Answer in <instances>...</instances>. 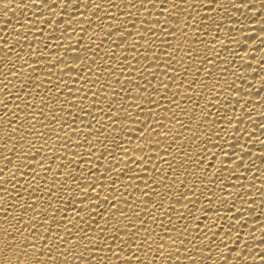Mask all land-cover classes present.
Here are the masks:
<instances>
[{
    "label": "bare ground",
    "instance_id": "obj_1",
    "mask_svg": "<svg viewBox=\"0 0 264 264\" xmlns=\"http://www.w3.org/2000/svg\"><path fill=\"white\" fill-rule=\"evenodd\" d=\"M172 2L173 0H155V8L152 4H147V9L152 12L150 17L148 11L140 8V0H131V3L137 5L136 8L131 7L129 0H72V3L66 5V11L63 0H0V101H12L7 108L4 103H0V169H4L0 174L3 177L0 179V239L3 238V230L10 223L16 222L5 218V207L11 205V215L18 219L24 214L28 204L43 207L49 198L55 208L73 218V223L87 228L90 236L110 235L108 232H99L97 221L100 227L107 226L114 230L113 226L118 221L123 227L126 217L114 219L116 209L104 219L100 218V213L109 207L103 199L100 207L92 212L90 227L85 223L89 220L87 212L77 215L84 205L79 203L78 198L74 199L78 189L72 177L79 176L83 171L85 175L82 179L86 180L87 170L94 169L98 174L92 176L91 180H101L107 186H111L112 181L120 176L115 188L98 187L97 191L108 195L110 202L112 195L116 194L118 208L134 220V214L138 213L140 218L146 220L144 227L151 226L160 235H164V227H169L168 235L176 237L178 232L171 230V227L183 231L187 224L185 245L189 249H201L196 253L197 264H241L238 257L245 249L247 255L243 264H264V0H244L243 5L241 0H189L187 4L174 0L183 11L172 8ZM233 3L240 8L239 11L232 6ZM113 4L118 7H113ZM49 6H52L51 10ZM112 16L116 19L113 20ZM165 18L168 21L167 27L177 28L175 35L167 36V41L162 31ZM49 20L52 21L51 24L48 23ZM177 20L181 21L179 27ZM185 23L189 25L187 37L180 32ZM118 27H122V34L115 32ZM145 27L149 31L146 32ZM110 31L113 35L108 37L107 33ZM122 40L126 42L121 43ZM12 46H16L15 51H8ZM189 47L194 50L192 59L186 56ZM166 51L175 57L168 68L163 63L169 60ZM77 56L83 58L81 63L76 62ZM157 56L160 57L159 60ZM59 59H63L71 71L64 64L57 66L56 61ZM25 61L28 63L25 64ZM186 67L191 68L187 75L184 74ZM176 68L179 69V75L174 70ZM9 69L17 73L22 71L23 75H12ZM98 76L101 78L96 82ZM153 76L157 79L153 80ZM144 78L152 81L148 92L136 87L137 84L143 85L146 82ZM192 81L196 83L192 84ZM160 82L167 83L168 88L160 87ZM193 87L195 91L191 90ZM153 88H159L161 94L156 95ZM103 89L107 90L106 99ZM97 91L100 95L94 96L93 93ZM9 92L12 95H8ZM29 92L31 96L28 95ZM165 92L169 97L179 100V108L175 104L168 108L170 101L164 99ZM17 93L23 99H15ZM85 94L87 99L81 100ZM149 94L159 103L149 104ZM41 96L45 97L43 102L40 100ZM32 97L36 99L33 101ZM138 97L142 98L135 99ZM65 100L71 103H65ZM209 100L212 103H207ZM25 101H31L34 107H27ZM137 102L145 111L140 112L135 107ZM46 103L49 104L48 107H45ZM81 103L85 107V113L74 106ZM109 104L115 105L120 120L117 121L115 116L110 120L105 112L100 111L101 108L106 111ZM61 106L64 108L63 112L60 111ZM125 108L127 112L124 111ZM40 109L44 110L43 116L40 115ZM88 111L92 115H87ZM202 111H205V115H201ZM13 112L17 116H13ZM137 113L140 122L147 121L150 116L163 122L166 126L163 130L159 125L153 124L157 131L183 133V137L178 136L176 145L171 147V155L164 156V141H171L172 136L157 138L156 132L150 129L141 134L138 129L143 123H133ZM53 114L57 116V120H52ZM129 114L131 119H126ZM73 115L77 117L75 122ZM171 117L183 121L184 126L176 123L175 119L169 123L168 118ZM205 118L207 123L203 122ZM10 119L15 121L12 125L8 124ZM21 123L24 127L15 134L16 139L8 144V148H4V141L11 135L7 129L15 128ZM42 124L47 127H42ZM32 125L35 127L32 128V134L28 135V129ZM189 125L193 126V131L187 130ZM62 126V139L57 140L55 133ZM236 128L241 131L236 133ZM97 129L104 131L105 135H99ZM205 130L212 141L219 142L216 146L209 141L207 153L203 149ZM37 132H45L47 135L41 138ZM125 132L131 143L119 140ZM148 132H151L154 147L149 149L145 145V152L152 156V160H145L138 167L139 161L133 163V159L139 152L134 154L131 149L137 143V136ZM86 136L91 139L94 155L90 159L93 163L86 164L77 157L76 162L61 176L59 173L63 169L57 165L65 163L62 159L65 153L68 159L73 158V152H79L81 156L87 154L89 145L84 144ZM114 139L129 149L127 155L113 145ZM45 140L49 145H55L58 151L49 148L38 154L35 160L32 159L27 154L29 142L34 141L38 149ZM66 141L71 147L61 149L60 145ZM181 142L191 159L184 157L183 152L178 150ZM13 148H18L24 155L17 159L13 155ZM220 148L228 155L221 153ZM113 149L120 163L117 170L105 179L100 173L107 175L108 166L117 164V159L107 155ZM157 150L163 159L157 157ZM101 153L105 155L101 157ZM5 155L12 159V164H8ZM53 159L55 163H52ZM39 160L51 164L52 172L41 168L37 162ZM165 160L172 163L171 169ZM197 160L200 162L197 163ZM241 163L243 167H238ZM133 169L139 175L135 179H129ZM165 175L167 178L162 179ZM45 176L47 185L44 182ZM53 181H56L55 191L58 195L49 197L46 190L43 195L41 192L33 195L37 185L46 189L53 185ZM64 181H67V186L60 188L59 185ZM173 182V188L165 187ZM145 184L151 187H145ZM192 189L197 190L195 196L192 195ZM142 192L149 194L141 196ZM182 193L186 194V198ZM92 194L94 196L95 192ZM61 196L62 200L59 199ZM69 201L73 203L69 204ZM180 214L187 215V220L181 219ZM34 215L33 211L28 210L24 218L28 220ZM153 216L156 217L155 220ZM40 219L43 216L37 217V220ZM136 223L140 227L139 220ZM205 225L214 227L209 231ZM68 227L72 228V224H68ZM229 228L232 229L231 235L226 236ZM58 231L63 232V228ZM205 232L208 233L207 237H204ZM213 232L218 234L213 236ZM75 234L76 230L73 229V235ZM83 235L81 232L80 236ZM145 235L147 233L141 231V238ZM237 236L241 238L238 248ZM155 239L159 240V236ZM189 240L192 241L191 244L188 243ZM149 243L155 247L153 241ZM208 245L212 248L210 258L206 247ZM176 247L181 248L180 259L173 256L171 261H167L165 256L153 261L155 253L150 252L144 257L145 264H190L183 257V245L178 244ZM234 248L236 251H233ZM169 251L172 249H165L166 253ZM55 255L56 260L49 261L48 264H59L63 260L59 253ZM93 255L97 259L92 264H99L100 258L104 259L105 264H120L115 257L105 256L104 252L97 251ZM9 256L11 254H4L0 247V264H6ZM229 256L232 259H228ZM85 258H88L87 253ZM12 259L15 257L12 256ZM68 264L82 262L78 257L69 255ZM134 264L138 262L134 261Z\"/></svg>",
    "mask_w": 264,
    "mask_h": 264
},
{
    "label": "snow or ice",
    "instance_id": "obj_2",
    "mask_svg": "<svg viewBox=\"0 0 264 264\" xmlns=\"http://www.w3.org/2000/svg\"><path fill=\"white\" fill-rule=\"evenodd\" d=\"M64 2V11H66V5L72 3V0H63ZM189 2V0H181V4H187ZM244 0H241V5H243ZM129 3L131 4L132 8H136L137 5L135 3H131V0H129ZM147 4H152V7L155 8L156 7V3L155 0H140V8L144 9L145 11L149 12V16L151 17L152 12L150 10L147 9ZM232 6L234 8H236L237 11L240 10V8L236 5V4H232ZM52 6H49L50 10H51ZM56 7H60V5H56ZM79 7V5H77V8ZM96 7H100V5H96ZM113 7H118V5L113 4ZM171 7L174 9H179L180 11H183L184 9L181 8L180 5H178L177 3L173 2L171 3ZM221 7H223L221 5ZM252 7L254 8L255 5L253 4ZM140 9L138 8L137 11H139ZM130 14V13H129ZM190 15V13H189ZM113 20L116 19L115 16L111 17ZM205 19H207V17H205ZM49 24L52 23L51 20L48 21ZM124 23H127V21H125ZM157 23H159V20H157ZM181 21L177 20L176 24L177 27H179ZM168 21L167 18H165V26L162 28V31L165 34V40L167 41V36L168 35H175L177 28H169L167 27ZM133 27H135V24L133 23ZM189 27V25L187 23H185L184 28L180 29V32L182 35H184L185 37H187V28ZM145 31H149V29L147 27H145ZM262 31H264V29H262ZM115 32L117 34H122L123 29L122 27H118L115 28ZM108 37H111L113 35V32H108L107 33ZM129 35H131V33H129ZM126 41L122 40L121 43H125ZM198 42H202V41H198ZM17 44L19 45V41H17ZM120 44L117 45V47H119ZM133 47H135V45H133ZM16 46H12L8 49V51H15ZM93 51H95V49H92ZM166 55L169 56V60L164 61V65L165 68H168L171 65V62L173 59H175V57L172 55L171 52L166 51L165 53ZM194 55V50L189 47L186 56L188 59H192ZM82 57L77 56L75 57V60L77 63H81L82 62ZM160 57L157 56V60H159ZM95 59H93V63H95ZM211 62V61H209ZM28 62L25 61V64H27ZM60 64H64L65 68H69V71H71V68L69 65H67L65 63V61L63 59H59L56 61V65L59 66ZM30 66V65H29ZM154 66L158 67V65ZM15 66H13L14 69ZM13 69H9V73L12 75H23V72H15ZM89 71H91V68L88 69ZM177 72V75H179V69L176 68L174 69ZM137 71H139V69H137ZM189 72H191V68L190 67H186L184 68V74L187 75ZM165 76H167V72L164 73ZM79 75V74H78ZM101 77H97V81H99ZM145 79V83L143 85L141 84H137L136 87L139 88H143V92H148L149 87H152V81H148L146 78ZM157 78L155 76H153V80H156ZM172 79H175V77H172ZM49 82L51 83V80L49 79ZM94 82V83H96ZM118 82V81H117ZM196 81H192V84H195ZM219 83V82H217ZM23 86V85H22ZM110 86V85H109ZM181 87H183V84L180 85ZM5 87L7 88V84H5ZM160 87L167 89L168 88V84L164 83V82H160ZM57 88H59V85H57ZM192 91H195V88L193 87L191 89ZM51 91V90H49ZM69 91H71V89H69ZM80 91H83V89H80ZM104 91V98H107V90L103 89ZM123 91V90H122ZM211 91V90H210ZM153 92L156 95H160V91L159 88H153ZM8 95H12L11 92L8 93ZM29 96H31V93H28ZM94 96H99L100 92L97 91L95 93H93ZM164 99H167L170 101V104L168 106V108L171 107L172 104H175L177 108L180 107V103L179 100L174 99L173 97H169L167 95V93L165 92L163 94ZM142 97H138L135 98L137 100L141 99ZM15 99L20 100L23 99V96L20 95V93H17L15 95ZM33 101L36 99V97H32L31 98ZM81 100H85L87 99V94H85L84 96H82L80 98ZM191 99V97H190ZM219 99V93L217 94V100ZM40 100L43 102L45 100V97L41 96ZM0 103H4V101H0ZM12 103V101H8L7 103H4L5 108L8 107V104ZM65 103H71V101L65 100ZM94 104L96 103L95 101L93 102ZM148 103L149 104H153V103H159L158 101L154 100L152 97V94H149L148 96ZM207 103H212L211 100H209ZM25 104L27 107L32 108L34 107V104L31 101H25ZM49 104H45V107H48ZM76 108H79L81 113H85V107L84 105L81 104H77L74 105ZM198 106V105H196ZM121 107H123V105H121ZM135 107L140 109V112L145 111L144 107L137 102L135 104ZM207 105H205V110H206ZM213 107H215V104H213ZM17 108H19V105H17ZM60 111L63 112L64 108L63 106H61ZM100 111L105 112L106 115H108V118L111 120L113 119V116H115V119L118 121L120 120V116L119 114L116 112L115 110V105L113 104H109L107 110L105 111V109L101 108ZM125 112H127L128 110L125 108L124 109ZM150 111V109H149ZM174 111V110H173ZM71 114V113H70ZM87 115H92V113L90 111H88L86 113ZM112 114V115H109ZM13 116H17V113L13 112L12 113ZM40 115L43 116L44 115V110L40 109ZM201 115H205V111H202ZM77 119V117L75 115H73V122H75V120ZM126 119H131V114H129L128 117H126ZM175 119V117H171L168 118L169 123L172 122V120ZM52 120H57V116L55 114L52 115ZM15 121L10 119L8 121L9 125H12ZM140 122L139 121V113H137V117L135 120H133V123H137ZM176 123L181 124L182 126H184V122L179 120V119H175ZM204 123H207V119L205 118V120L203 121ZM242 122V121H241ZM67 123V122H65ZM143 123V126L140 127L138 129V131L141 134H144L146 132V129H150L151 131L156 132V137L159 138L161 136H172V140L168 141L165 140L164 141V156L167 155H171V147L176 145V141H177V137H183V133L180 132H176L175 134H173V131L168 130V131H157L156 128L153 126V124L159 125L160 129H164L166 126L163 122H161L159 119H157V117L155 116H150L148 117L147 121L144 122H140ZM231 123V121L229 122ZM70 126V125H69ZM91 126V125H89ZM112 125H108V127H111ZM24 127V124L21 123L19 124L17 127L15 128H9L7 129V131H9L11 133V135L8 136V138L4 141V148H8V144L16 139V133L19 132L22 128ZM35 126L32 125V127H30L28 129V135L32 134V128H34ZM42 127H47L46 124H42ZM188 131H193V126L189 125L187 128ZM73 131L75 132L76 129H73ZM241 131L240 128H236V133H239ZM64 132V128L63 126L60 128L59 132L55 133V138L57 140L62 139L60 133ZM97 133L99 135H105V132L102 131L101 129H97ZM37 135H39L41 138H43L44 136L47 135V133L45 132H37ZM65 136H67V133L64 134ZM194 135H197L196 133H194ZM219 135V134H216ZM233 135V139L235 140V133L232 134ZM205 136V140L203 142V149L204 152L207 153L208 151V142L212 141V137L207 136V130H205L204 133ZM107 140V136L105 137ZM49 139H51V137H49ZM71 138L69 137V140ZM137 143L135 145L134 148L131 149V151L135 154L137 151L139 152V155L133 159V163H137V161H139L138 167L139 165H142L145 160L151 161L152 160V156L148 153L145 152V145L148 146L149 149H152L154 147L153 145V138L151 136V132H148L146 135L143 136H137ZM197 139H199V136H197ZM119 140H124L126 143H131V141L127 140V133L125 132L124 135H121L119 137ZM119 140H112V143L115 147L119 148L124 155L128 154L129 149L125 148L123 144L119 143ZM141 141H143L141 143ZM157 143H159V140L156 141ZM214 143V145L218 146V140L217 141H212ZM225 143H228L227 140H225ZM84 144L89 145L88 148V152L86 155L81 156V154L79 152H73L72 153V159H68V155L67 153H65V155L62 157V159L65 161V163H62L60 165H57L58 168L63 169V171H61L59 174L61 176L65 175V173L67 172L68 168L76 162V158L79 157L81 160L84 161V163H93V161L90 159L91 156L94 155L93 151H92V144H91V139L89 137H85L84 138ZM71 147V144L68 143L67 141L60 145L61 149H66ZM77 147H79V145H77ZM233 149H235V144L232 145ZM49 148H51L52 151H58V149L56 148L55 145H49L48 141L45 140L40 147L37 149L35 142L31 141L29 142V149H28V155L32 157V159H36V156L38 154H41L43 152H46ZM33 149H35V152H33ZM179 151L183 152V156L184 157H188L189 159H191V157L189 156V152L185 151L182 145V142L179 146ZM114 151L115 149H113V151H108L107 155L113 156L114 159H117V157L114 155ZM221 153H223L224 155H228V153L224 152L223 148H220ZM13 155L17 157V159H19L22 155H24V153L20 152L18 150V148H13L12 149ZM235 154V153H233ZM101 157H103L105 155V153H101L100 154ZM157 157L163 159V156L160 155V152L157 150ZM8 164H12V159L10 157H8L7 155H5L4 157ZM176 157H173V159H175ZM41 168H45L46 172H52V166L51 164H45L43 160H39L37 161ZM197 163H199L200 161L197 160ZM232 162V161H230ZM52 163H55V159L52 160ZM120 163V160L117 159V164H110L108 166L107 169V175L100 173V175L104 176L105 179H108L111 175V173L113 171L117 170V165ZM165 163H168L169 168H172V163L168 160H165ZM7 167V166H6ZM181 167H183V164H181ZM238 167H243V164H239ZM147 170V169H145ZM185 171H187V169H184ZM4 171V169H0V174H2ZM88 179H82V177H84L85 173L83 171L80 172L79 176H73V182L76 183L77 185V197L74 199H79V203L81 205H84V207H81L79 212H77V215L80 214V212H87L89 215V220L85 221L86 224L89 225V227L91 226V221L93 219L92 217V212L96 209L100 207V202L103 199V202L105 204H108L109 207L107 209H105L104 211H102L100 213V218L104 219L105 216L108 213H112L113 209H116V212L113 213V218H118L120 216H125L126 217V221L124 223V226L121 227L119 221L113 226V229H109L107 228V226L104 227H100L99 225V221H97V227L99 228V232L100 233H104V232H108L110 233L109 236L105 237L101 234H97L95 236H90L88 234V230L87 228L81 227V225L79 223H73V218L68 217L66 215L63 214L62 211H60L59 209L55 208L51 202V199L49 198V200L47 201V203L41 207L39 204L33 205V204H28L27 208L25 209V212L23 215H21L18 219L14 216L11 215V205L8 207L4 208V212H5V218L7 220H16V222L14 224H9L8 228H5L3 230V238L0 239V247L3 248L4 250V254H11V256H9V258L6 260V264H48L49 261H55L56 260V255L55 253H59V255L61 257H63V260H61L59 262V264H68V256L69 255H73L74 258L78 257V259L82 262V264H92V261L94 259H97L93 253L94 252H104L105 256H113L115 257V259L117 261L120 262V264H134V261L138 262V264H145V260L144 257H146L148 255V253L150 252H154L155 254L153 255L152 259L153 261L165 257L167 256V261H171L173 256H175V258L178 260L180 259V255H181V248L180 247H176V245H183V257L185 260L189 261L190 264H197V260H196V253L201 251V249L199 247H194L193 249H189L187 247V245H185V239L186 237H184V233L187 232L188 230V226L187 224L184 225L183 231H181L180 229H176L174 227H171V230L178 232V235L176 237H173L171 235H168V232L170 231L169 227H164L163 228V232L164 235H160L159 233H156L155 229L152 228L151 226L148 227H144V225L146 224V220L143 218L139 217L138 213H135L134 215L136 216V219H132L131 216H128V214L122 210H120L118 208V205L116 204V200H117V195L113 194L112 195V201H109L108 195H105L102 191H97V188H101L104 189L105 187H112L115 188L116 184L119 182L120 180V176H117L115 180L112 181V185L111 186H107L104 185L103 181L101 180H96V181H92L91 177L92 176H97L98 172L97 170L94 169H88ZM132 175L129 176V179H135L139 173L136 171V169L132 170ZM173 174L175 175V170L173 172ZM121 175H123V173H121ZM2 175H0V179H2ZM35 177H33L34 179ZM166 175L164 177H162V179H166ZM44 182L45 185H47V176L44 177ZM154 183H157V181L153 180ZM174 183L172 185H168L166 184L165 187L171 189L174 187ZM67 186V181L62 182L59 187L60 188H65ZM254 186V185H253ZM31 187V185L29 186ZM55 187H56V181H53V185L51 186H47L46 189H41V187L39 185L36 186V188L33 190V195L35 196L36 192H41V195H43V191H47V193L49 194V197L53 196V195H58V193L55 191ZM145 187H151L150 185L145 184ZM89 189H91V191H88ZM28 189H25V191H27ZM125 191H127V186L125 188ZM153 192H156V189L152 190ZM196 189H192V195L195 196L196 195ZM93 192H95V195L93 196ZM149 193L147 192H142L141 196L144 195H148ZM157 195H159V193L157 192ZM182 195L185 196L186 198V194ZM59 199H63V197H59ZM205 199H208V197H205ZM59 202V201H58ZM180 201H177V203H179ZM255 201H253L254 203ZM73 203V201H69V204ZM125 203H127V201H125ZM153 206L155 207V201H153ZM160 207H163V200H161L160 203ZM28 210H31L35 213L34 216L30 217L28 220H25V215H27ZM175 211V210H174ZM38 216H43V219L37 220ZM180 218L183 220H187L188 216L185 214H180ZM205 218H207L205 216ZM242 217H238V219H241ZM81 219H83V217H81ZM153 219L155 220L156 217L153 216ZM169 219H171V217H169ZM136 220H139V224L140 227H137V223ZM64 221H67L68 223H64ZM68 224H72V228L68 227ZM161 224H163V221H161ZM63 228V232L58 231V229ZM199 227V226H197ZM205 227L208 228L209 231H212V227L213 226H208L205 225ZM39 229H43V231H40ZM73 229L76 230V234L73 235ZM133 229H135V231H133ZM92 231H96V229H92ZM141 231L147 233V235L143 236L141 238L140 233ZM220 231H223V228H220ZM238 231V230H237ZM83 232L84 235L80 236V233ZM232 232V229L229 228L228 232L225 233L226 236H230ZM25 233H30V235H25ZM122 234V235H121ZM218 233L213 232V236L217 235ZM159 236V240H156L155 237ZM208 233L205 232L204 233V237H207ZM183 237V238H182ZM240 240L241 238L239 236H237V248L240 245ZM85 241H87V243H85ZM150 241H153L155 244V247H153L152 243H149ZM166 241H171V243H167ZM189 244L192 243L191 240L188 241ZM221 243H224L223 241ZM225 247H227V245H224ZM207 247V251L209 253V258L211 256V252H212V248L210 245L206 246ZM133 248H135V250H133ZM166 248H170L172 249V251L169 252H165ZM82 249V250H81ZM55 250V252H54ZM233 251H236V249L234 248ZM88 254V258H85V254ZM143 254V255H142ZM247 255V251L245 249V252L243 254H239V260L241 261V264H243L244 261V257ZM12 256L15 257V259H12ZM47 258V259H44ZM228 259H232L231 256L228 257ZM99 264H105V261L103 258L99 259Z\"/></svg>",
    "mask_w": 264,
    "mask_h": 264
}]
</instances>
